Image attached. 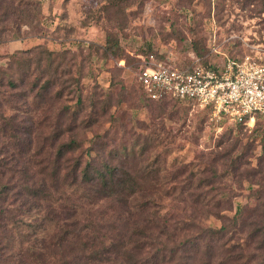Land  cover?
Returning a JSON list of instances; mask_svg holds the SVG:
<instances>
[{"label":"rangeland","instance_id":"374dc122","mask_svg":"<svg viewBox=\"0 0 264 264\" xmlns=\"http://www.w3.org/2000/svg\"><path fill=\"white\" fill-rule=\"evenodd\" d=\"M39 1L37 21L21 23L24 39L0 42V73L10 72L12 53L65 51L72 88L80 85V91H66L61 98L55 96L58 87L43 98L29 93L18 100L20 115L41 123L42 138L49 134L45 124L65 105L78 109L82 97L92 111L99 99L108 101L100 122L77 137V154L106 159L116 153L114 163L132 172L139 185L124 205L93 203L83 189H70L71 199L63 203L72 207L67 214L56 206L52 213L44 207L27 212L19 208L21 201L10 198L7 214L0 216V224L7 223L0 229V264H131L110 249L109 237L124 231L137 237V217L151 219L158 209L176 232L174 236L171 226V235L161 236L162 264H259L264 226L261 236L252 233L264 225V120L239 126L216 120L201 107L150 102L142 94L137 69L149 55L177 63L264 57V0ZM109 39L121 58L108 49ZM37 53L24 55L35 59ZM32 67L28 83L39 73ZM9 146L0 132V159ZM147 201L156 206L138 215ZM92 222L95 228L75 238ZM222 225L227 227L223 238L211 239L210 230ZM68 232L74 233L72 243L61 252L57 243ZM94 233L108 239L105 246L96 240V250L105 253L99 259L88 258L92 248L83 251L84 240ZM82 252L84 259L74 258L76 253L82 258Z\"/></svg>","mask_w":264,"mask_h":264},{"label":"trees","instance_id":"16d2710c","mask_svg":"<svg viewBox=\"0 0 264 264\" xmlns=\"http://www.w3.org/2000/svg\"><path fill=\"white\" fill-rule=\"evenodd\" d=\"M41 14L42 2L39 0H0V42L7 41L11 37V39H24L21 23L25 19L37 21ZM107 43L109 44L108 49L113 52L114 40L109 39ZM32 51H38V56L35 59L31 55H24ZM113 53L117 58L122 56L119 52L114 51ZM9 59L10 72L0 73V132L10 140L9 148L0 159V175L2 176V178L0 177V216L5 212L7 214L6 203L10 198L21 201L19 208L27 212L44 207L48 213H52L56 206L57 209H62L67 214L71 212L72 207L65 206L63 203L71 199L70 189L76 192L83 189L85 195L93 199V203L102 200V203L111 202L124 205L126 197L138 191L139 180L132 172L114 163L117 154L112 153L111 157L106 159L92 157L91 152L88 153L89 158L77 154L80 147L77 137L86 129H90L100 122L107 113L109 102L99 99L92 106V111H87L84 100L80 97L78 99L79 108L74 109L71 105L62 107L57 117L45 124L49 134L41 138L39 132L41 123L32 119H23L19 112L21 105L18 100L24 99L29 93H37L43 98L46 94H52L51 91L56 87L58 88L55 91V96L61 98L66 91L69 93L80 91V85L77 89L72 88L75 82L70 75L71 69L66 68L68 61L65 51L33 48L12 53ZM202 62L206 66L215 64ZM33 64L39 73L28 83V73H33ZM17 73L20 74V79L13 78V75ZM76 82L79 84V81ZM27 84L31 86L29 89L26 87ZM139 85L143 96L150 102L195 106L192 102L171 97L153 99L146 94L140 82ZM202 109H206L209 111L208 113L211 112L210 108ZM261 120L263 119L257 116L255 125H258ZM231 123L246 126L244 123ZM152 206L155 207L156 202H145L140 207L138 215L148 212ZM154 212L155 216L151 219L137 217L134 230L137 237L133 238L134 235L128 234L127 231L109 237L111 238L110 249L118 251L131 264H162L163 262H160L162 254L163 260L165 255L164 248L159 246L162 243L161 236L171 235L170 229L173 223L159 209ZM219 216L221 217V215ZM261 216L264 217V215ZM6 224L1 223L0 229L7 226ZM263 226L256 229L252 235L261 236ZM93 228H95V222L85 225L80 231L75 232V238H81L83 230ZM172 230L175 236L176 232L173 226ZM226 230L227 227L224 225L212 228L210 230L211 239L221 240ZM66 234L65 237L59 238L57 243V248L61 252L69 248L66 247L72 243L69 238L74 237L72 235L74 233ZM102 234L94 233L91 238L84 240L85 249L83 251L90 248L93 250L88 254V258L99 259L105 254L96 250V247H99L98 244L105 246L107 243V236ZM198 239L200 240V238ZM96 240H99L98 244H96ZM182 243L187 246L188 242ZM151 246L154 247L152 252L142 255L143 251ZM258 248L263 250L264 242ZM111 250H107V252H111ZM72 252L73 250L70 251L69 256L72 255ZM62 256L67 255L62 253ZM84 256L86 255L83 252L82 258L80 253L74 254V258L80 261L84 259ZM68 260L70 259H63L64 263H67ZM259 264H264V259Z\"/></svg>","mask_w":264,"mask_h":264},{"label":"built area","instance_id":"2783aa9c","mask_svg":"<svg viewBox=\"0 0 264 264\" xmlns=\"http://www.w3.org/2000/svg\"><path fill=\"white\" fill-rule=\"evenodd\" d=\"M137 77L153 99L171 97L210 108L216 120L253 126L264 120V57L243 59L227 56L221 63L206 66L195 58L177 63L149 55L139 66Z\"/></svg>","mask_w":264,"mask_h":264}]
</instances>
